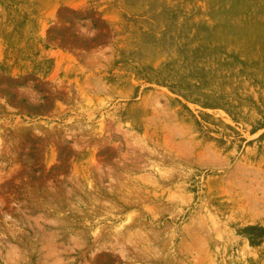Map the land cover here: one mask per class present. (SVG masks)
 <instances>
[{"label": "rangeland", "instance_id": "obj_1", "mask_svg": "<svg viewBox=\"0 0 264 264\" xmlns=\"http://www.w3.org/2000/svg\"><path fill=\"white\" fill-rule=\"evenodd\" d=\"M0 264H264V0H0Z\"/></svg>", "mask_w": 264, "mask_h": 264}]
</instances>
